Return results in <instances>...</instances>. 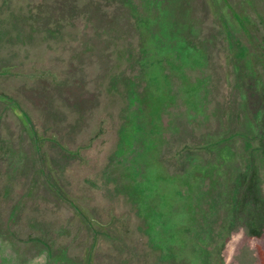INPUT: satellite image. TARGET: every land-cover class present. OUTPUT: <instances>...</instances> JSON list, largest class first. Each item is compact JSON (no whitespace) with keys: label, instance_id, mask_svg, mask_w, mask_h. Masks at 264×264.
Masks as SVG:
<instances>
[{"label":"rangeland","instance_id":"rangeland-1","mask_svg":"<svg viewBox=\"0 0 264 264\" xmlns=\"http://www.w3.org/2000/svg\"><path fill=\"white\" fill-rule=\"evenodd\" d=\"M0 264H264V0H0Z\"/></svg>","mask_w":264,"mask_h":264},{"label":"trees","instance_id":"trees-1","mask_svg":"<svg viewBox=\"0 0 264 264\" xmlns=\"http://www.w3.org/2000/svg\"><path fill=\"white\" fill-rule=\"evenodd\" d=\"M242 200H250L251 205H254V220L253 223H255V226L250 228L248 227L249 234L254 237L260 236V231L263 227V219L261 216V209H258V207L262 206V203L259 201V197L254 190L253 183H248L247 187L244 188V191L242 192V195L240 196Z\"/></svg>","mask_w":264,"mask_h":264}]
</instances>
